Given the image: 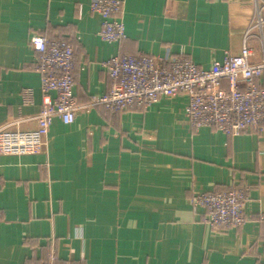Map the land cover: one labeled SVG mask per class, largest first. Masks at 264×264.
<instances>
[{
  "label": "crops",
  "instance_id": "0c3cea01",
  "mask_svg": "<svg viewBox=\"0 0 264 264\" xmlns=\"http://www.w3.org/2000/svg\"><path fill=\"white\" fill-rule=\"evenodd\" d=\"M121 1L126 38L115 44L91 0H0V127L36 128L33 35L72 41L84 107L71 125L53 120L45 152L0 155V264H264V132L194 128L186 94L117 115L90 106L111 89L115 55L183 53L210 69L247 45L264 62V0ZM236 184L251 186L249 220L212 229L193 191Z\"/></svg>",
  "mask_w": 264,
  "mask_h": 264
},
{
  "label": "built area",
  "instance_id": "2783aa9c",
  "mask_svg": "<svg viewBox=\"0 0 264 264\" xmlns=\"http://www.w3.org/2000/svg\"><path fill=\"white\" fill-rule=\"evenodd\" d=\"M90 9L102 19L100 37L119 44L126 38L121 0H91ZM261 19L252 27L261 26ZM262 27V26H261ZM35 69L41 75L43 106L36 128L21 129L19 122L0 127V155L29 156L45 152L51 124L60 118L71 125L80 112L74 87L75 48L69 41L33 35ZM251 49L244 45L239 56L205 69L180 53L156 59L147 55H115L104 63L110 91L94 97L90 106H102L111 115L145 110L161 98L186 94V116L194 128L209 127L229 137L264 132V62L252 64ZM226 83L224 88L223 83ZM250 185L227 190H195L193 210L204 211L203 222L212 229L240 228L249 217ZM41 264H57L55 257ZM71 264V263H64Z\"/></svg>",
  "mask_w": 264,
  "mask_h": 264
},
{
  "label": "trees",
  "instance_id": "16d2710c",
  "mask_svg": "<svg viewBox=\"0 0 264 264\" xmlns=\"http://www.w3.org/2000/svg\"><path fill=\"white\" fill-rule=\"evenodd\" d=\"M62 39V38H61ZM62 40H65V41H69L71 44H73L72 43V41L70 40V39H62ZM74 46V45H73ZM76 58V57H75ZM75 65H76V60H75Z\"/></svg>",
  "mask_w": 264,
  "mask_h": 264
}]
</instances>
